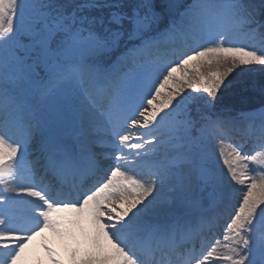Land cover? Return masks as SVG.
Here are the masks:
<instances>
[{
    "label": "snow or ice",
    "instance_id": "6c2138e0",
    "mask_svg": "<svg viewBox=\"0 0 264 264\" xmlns=\"http://www.w3.org/2000/svg\"><path fill=\"white\" fill-rule=\"evenodd\" d=\"M105 8L109 27L100 34L103 18L87 13ZM123 9L121 0H81L70 13L54 0H0V264H42L40 249L48 264H264V112L259 122L199 111L194 118L189 104L198 97L187 93L210 107L231 75L264 67V24L243 0H193L164 32L144 40L158 23L151 5ZM125 22L129 39L139 37L141 49L157 56L143 65L137 88L108 90V102L85 122L78 152L42 144L48 163L41 174L28 160L34 126L22 89L44 81L47 94L65 79L85 81L94 58L118 46ZM236 137L255 141L253 151H242ZM209 141L239 188L238 201L220 225L219 213L208 214L217 204L213 186L209 208L197 204L194 220L161 222V188L183 203L193 173L214 184L203 149ZM93 143L111 150L112 166L85 186L98 168ZM49 172L58 185L46 179ZM20 197L31 205L27 222L11 211Z\"/></svg>",
    "mask_w": 264,
    "mask_h": 264
},
{
    "label": "rangeland",
    "instance_id": "374dc122",
    "mask_svg": "<svg viewBox=\"0 0 264 264\" xmlns=\"http://www.w3.org/2000/svg\"><path fill=\"white\" fill-rule=\"evenodd\" d=\"M22 2L25 5H31L33 3L39 2V0H22ZM54 2L55 4L62 6L65 12L70 13L73 11V6L79 4L81 0H54ZM121 2L124 4L123 11L128 12L130 14L132 10L138 4L144 2V0H121ZM147 2L151 5V11L154 12L158 18V23L156 24L158 26L154 27L153 31L151 32L152 34L148 35L146 38H144V40H147L150 37H156V36H152L153 33L164 31L167 29V27H169L167 25L165 26L160 25L165 14L161 12L160 14L158 13L159 7L157 6V3H155L154 0H147ZM168 2L170 8L169 11L171 12L172 15L169 18L170 22L169 21L167 22L171 23L173 20L179 19V14L184 12L187 9V6L184 7L185 0H168ZM256 6L253 3H249L248 9L255 10ZM29 11H30L29 8L25 9L26 15L28 14ZM109 11L110 10L107 8L102 10L93 9L89 13H87L90 16L103 18L104 24L103 25L98 24L95 26V30L100 34H103L104 28L109 27V25L107 24ZM141 11L143 10L141 9ZM254 17L258 23L264 24V21L258 15ZM159 25L161 28L164 29L158 28ZM253 25L254 26L252 25L250 26L251 27L256 26L255 24ZM130 30H131V26L127 22H125L124 25L125 34L116 48L123 46V44H126L131 40L134 42L140 41L139 37H133L129 39L128 32ZM139 43L140 45H138V47H135L136 49H141L142 41H140ZM132 49L133 48H129L128 50L124 51V53H122L121 55L122 58H120L118 61H121L123 65L122 73H126V77L133 76L135 78H139L140 73L143 71L142 70L143 65L148 60L155 58L157 54L154 51H151L152 49L151 50L141 49V51H139V56H138L139 58L137 57L138 58L137 61L131 62V58H129L128 55L129 52H132ZM147 50L150 51L151 54L149 53V55L147 54L140 57L141 54L142 55L145 54ZM99 55L94 58V63L92 65V67L95 69V72L93 74H90L88 77H86L85 81H81L80 79H76V78L65 79L57 84H54L51 88V91H49L47 94H44L40 91V89L43 87V85L38 83L40 81H37L36 83L32 84L30 87L22 89V95L25 97L26 103L28 104L31 111L33 110L36 111L38 120L41 122L42 126L43 127L45 126V128L54 129V132H56L61 139L68 138L67 136L74 137L76 135H81V132L84 129L87 118L94 113L91 110L90 105L88 103V92L92 89L94 84L95 86H100L102 84H105V82L109 80L112 81L113 85H115L119 81V78L118 76L115 75V73H109V70L106 71L105 65H103L97 59ZM263 72H264V67L262 66H249L245 68L243 71L238 70L236 73L231 75L227 82V85L233 82L242 81L244 79L250 82L251 80L254 79L256 75L261 74ZM187 93L198 97L193 101H191L189 104L191 114L194 118L198 116V111L203 112L205 114L213 115V118H215L216 116L237 118V119L240 118L237 115H235L234 117L231 116L230 113H227V111L230 110L231 108H227L225 110L218 108L216 105L217 104L216 101H214L213 105L209 107L206 104V99L199 98V94L191 93V90H187ZM220 93L221 92H219L216 97L217 100ZM83 113L88 114V116H86V119L83 116ZM242 116L243 115H241V117ZM257 122H259V120H257ZM66 129L70 130L69 131L70 135L66 134V132L64 131ZM90 139L94 140L95 137L93 136ZM241 144H244V142H241ZM203 149L207 157V167L209 168L210 173L214 177V184L210 183L207 186L203 185L202 182L196 179V176L193 173L191 191L188 194L187 200L183 203L178 201L171 194L168 187L161 188L160 191L155 194V196L158 201L166 202L164 207L168 209L166 210V212L161 214V217H163L164 214L169 215L175 213L176 211L175 212H171V211L176 208L177 210L186 209V212L195 211L197 209V204L201 206L205 202V198L209 195V192L213 191V186L215 187V192L216 195L218 196L225 195L224 198L228 196L229 199L230 195L232 194V195H236L237 198H239L238 186L226 182L227 181L226 177H228V175L226 169L224 168L221 162L216 141H209L203 146ZM242 151H244L243 148ZM252 151L253 150H247L244 152L251 153ZM147 159L148 160L152 159V157H148ZM201 188H203V191H201ZM207 198H209V196ZM13 207L15 208V211H17L14 212L13 215L20 222H27L29 210H25V213H23L22 212L23 210L20 211L21 207L18 204H14ZM171 220H173V218L169 219V221ZM57 250L65 259H67V253L64 251V249H57ZM37 259L41 261L42 264H48L46 254L44 252L43 255L37 256Z\"/></svg>",
    "mask_w": 264,
    "mask_h": 264
},
{
    "label": "trees",
    "instance_id": "16d2710c",
    "mask_svg": "<svg viewBox=\"0 0 264 264\" xmlns=\"http://www.w3.org/2000/svg\"><path fill=\"white\" fill-rule=\"evenodd\" d=\"M186 3L191 5L193 0H187ZM243 3L246 5L249 3H253L255 6L257 5L255 10L248 9V11L252 12L254 16L258 15L264 21V0H243ZM261 30L264 31V29ZM115 52L116 48L102 53L99 56L105 58L113 55ZM220 92L218 100L215 99L218 108L223 110L232 108L231 112H241L243 110L256 108L264 104V72L256 75L250 82L244 79L242 81L230 83L222 88Z\"/></svg>",
    "mask_w": 264,
    "mask_h": 264
},
{
    "label": "bare ground",
    "instance_id": "6f19581e",
    "mask_svg": "<svg viewBox=\"0 0 264 264\" xmlns=\"http://www.w3.org/2000/svg\"><path fill=\"white\" fill-rule=\"evenodd\" d=\"M83 116H84L85 119H86V116H88V114H87V113H83ZM256 120H259V118H257ZM238 138H240V137H238ZM79 139H80V138H79ZM80 140H81V139H80ZM233 142H234V141H233ZM80 143H81V141H80ZM149 160H151V159H149ZM226 180H227L226 182L233 184V183L230 181L229 177H226ZM27 199H28V198H27ZM236 201H238V198H236ZM166 210H168V209H166V207H164V208H163V211L161 212V214L164 213V212H166ZM175 211H176V212H175ZM171 212H175V213H172V214H169V215L164 214V216L161 217V222H166L167 219H169V218H171V217H178V216H182V215H184V213L186 212V209H185V210H179V209L177 210V208H176V209H173ZM46 234L48 235L49 239L52 241L53 245H54L57 249H64V248H63V245L61 244V242H60L58 239L53 238L51 233H46ZM39 255H43V251H42L41 249L38 251V255H37V256H39Z\"/></svg>",
    "mask_w": 264,
    "mask_h": 264
},
{
    "label": "water",
    "instance_id": "95a60500",
    "mask_svg": "<svg viewBox=\"0 0 264 264\" xmlns=\"http://www.w3.org/2000/svg\"><path fill=\"white\" fill-rule=\"evenodd\" d=\"M262 112H264V105L260 106L258 109L256 110H252L249 112H246V115H260Z\"/></svg>",
    "mask_w": 264,
    "mask_h": 264
}]
</instances>
